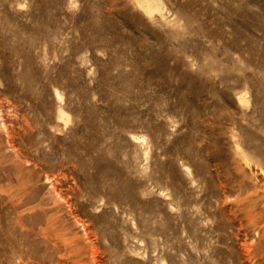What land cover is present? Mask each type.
<instances>
[{
	"label": "rangeland",
	"instance_id": "rangeland-1",
	"mask_svg": "<svg viewBox=\"0 0 264 264\" xmlns=\"http://www.w3.org/2000/svg\"><path fill=\"white\" fill-rule=\"evenodd\" d=\"M154 1L0 0V264H264V0Z\"/></svg>",
	"mask_w": 264,
	"mask_h": 264
},
{
	"label": "bare ground",
	"instance_id": "bare-ground-1",
	"mask_svg": "<svg viewBox=\"0 0 264 264\" xmlns=\"http://www.w3.org/2000/svg\"><path fill=\"white\" fill-rule=\"evenodd\" d=\"M139 3L143 6V7H145L146 9H150L151 7H153V6H156V3H155V1L154 0H139ZM163 13V12H162ZM161 14V13H160ZM193 14V13H192ZM197 24V23H196ZM155 25H157V24H155ZM197 25H199V24H197ZM168 27V26H167ZM199 28V27H198ZM196 29V28H195ZM202 29V28H201ZM166 30V29H165ZM174 31V30H173ZM202 31V30H201ZM170 33H172V32H170ZM175 33V32H174ZM198 33V32H197ZM172 35V34H171ZM170 35V36H171ZM187 36V35H186ZM189 37H190V35H189ZM172 38V37H171ZM168 39V38H167ZM197 39V38H196ZM170 40V39H169ZM186 40V39H185ZM184 41V40H183ZM199 42H200V40H198ZM168 42V41H167ZM173 43V42H172ZM183 43V42H182ZM190 43V42H189ZM196 45H197V43H196ZM201 45V44H200ZM177 48H179V47H177ZM174 49V48H173ZM180 49V48H179ZM177 50V49H176ZM181 52H182V50H181ZM180 52V53H181ZM175 53V52H174ZM223 53V52H222ZM167 54V53H166ZM249 53H247V55H248ZM226 55H227V53H226ZM180 56V55H179ZM168 58V57H167ZM198 58V57H197ZM232 58H234V57H232ZM251 58V57H250ZM258 66V65H257ZM237 67V66H236ZM263 67V66H262ZM226 68V67H225ZM235 68V67H234ZM238 69V68H237ZM223 71V70H222ZM226 72V71H225ZM241 72V71H240ZM227 73V72H226ZM226 73H225V75H226ZM237 74V73H236ZM229 75H231V73L229 74ZM240 75V74H239ZM246 79V78H245ZM220 80V79H219ZM257 80V79H256ZM248 81V80H247ZM246 81V82H247ZM262 81V80H261ZM236 83V82H235ZM48 176V175H47ZM47 179H49V177L47 178ZM259 244V243H258Z\"/></svg>",
	"mask_w": 264,
	"mask_h": 264
}]
</instances>
